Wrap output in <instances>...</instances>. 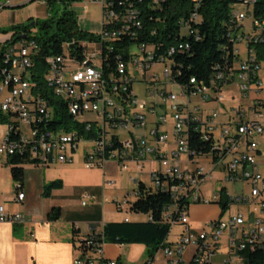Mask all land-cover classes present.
<instances>
[{
  "label": "built area",
  "instance_id": "obj_1",
  "mask_svg": "<svg viewBox=\"0 0 264 264\" xmlns=\"http://www.w3.org/2000/svg\"><path fill=\"white\" fill-rule=\"evenodd\" d=\"M81 1L101 5L102 28L94 32L100 40L82 42L81 56H72L73 43L65 45L64 55L48 58L43 85L35 77L40 50L37 41L23 32L21 39L14 41V32L7 36L0 34V163L10 167L19 150H27V157L38 166L73 163L80 145L86 142L88 146L83 151L86 167H104L111 160L124 171L133 165L136 173L130 176L133 182L149 180L155 189L167 188L174 199L188 196V203L178 208L176 216L168 214L172 226L183 227L182 233L175 241L164 243L143 264H215L214 259L223 247L227 252L220 264H244L241 251L264 247V174L258 161V155L264 152V112L258 109L264 102H255L251 118H245V108L239 107L235 112L240 119L222 124L218 111L202 112L198 105H192L191 98L223 102L227 99V86L235 82L243 98L255 89H264L262 62L249 50L252 44H264V18H255L251 9L256 1L241 0L246 10L241 11L238 6L231 18L236 34L229 36L240 38V43L247 42L246 55L237 47L235 53L239 58L234 68L219 72L210 85L196 86L190 95L178 83L170 86L169 75L175 71L170 69L172 60L167 56L156 58L151 45L131 44L127 48L128 59L118 57L114 67L104 58L105 49L115 50L114 42L138 37L143 23L137 7L132 3L127 7L124 0L75 2ZM163 1L153 0L156 4ZM11 2L0 3V12ZM193 19L199 21V16L195 13ZM247 19L250 25L244 24ZM111 24L116 26L107 30L106 26ZM174 52L172 48L169 54ZM159 65L163 66L162 71L156 70ZM191 82L195 83V79ZM88 113L96 114L97 118L83 119ZM74 120L86 121V128H74ZM148 123L153 124L152 128L138 134L136 129H147ZM195 123L204 125L203 129L196 128L203 131V139L204 132H213L215 147L225 154L217 163L211 155L190 147V125ZM25 126L30 128V134L25 132ZM15 130H23V139L15 138ZM203 159H210L215 167L224 165L225 181H247L248 196L230 197L231 201L257 203L261 215L248 223L238 213L227 220H213L208 225L210 230L195 231L190 207L220 200V191L212 199L203 196L202 185L214 180L213 170ZM22 188L15 185L14 201L25 200ZM125 206L124 203L120 207L124 210ZM124 220H130L129 209ZM26 221L25 215L8 213L0 205V222ZM97 232L94 229L93 235L76 247L74 264H117L106 259V244L98 241ZM225 235L228 239L224 243Z\"/></svg>",
  "mask_w": 264,
  "mask_h": 264
},
{
  "label": "trees",
  "instance_id": "obj_2",
  "mask_svg": "<svg viewBox=\"0 0 264 264\" xmlns=\"http://www.w3.org/2000/svg\"><path fill=\"white\" fill-rule=\"evenodd\" d=\"M76 0H46L53 6L55 3L72 5ZM129 7L133 4L140 11L143 27L138 32V37L114 42L115 50H106L104 43V58L111 66H115L117 58L128 59L127 48L134 43H146L155 50L156 58L167 56L175 69L173 77L190 95L196 86L210 85L211 80L221 72H230L239 56L235 53L237 48L231 42L230 33L236 34L232 29L231 18L233 11L241 4V0H165L156 4L153 0H124ZM256 1L253 5L255 18H264V0ZM120 5V4H119ZM120 7V6H119ZM122 11H126L124 7ZM199 16V21L193 19V15ZM23 24L14 26L12 40L21 39L20 33L27 34L28 38L37 41L39 53L36 56L35 77L41 85L48 72V58L65 54L66 44H75L72 48L73 56H81L83 53L81 44L84 41H99V36L94 32L85 31L79 24V18L73 10L65 9L61 14L51 16L39 21L29 18ZM35 21V25L32 22ZM116 24L107 25L106 29H113ZM33 28L39 31L38 36L31 37ZM175 52L169 54L170 49ZM254 51L257 60L264 62V44H252L249 48ZM195 79V83L191 80ZM64 106V104L62 105ZM204 128L201 123L190 125L189 143L196 152L211 155L214 161L222 159L225 154L215 147L214 141L204 140L203 131L196 128ZM28 164H36L35 160L25 156L13 157L10 161V171L16 186L23 187L24 169ZM62 186L61 181L51 182L45 185L44 196L48 197L51 191ZM136 199L130 201V213L144 215L147 219L140 221H121L107 223L102 230L97 232L99 242L117 245L142 244L147 247V258H153L157 250L168 242L172 225L168 219L169 212L177 215L178 208L187 204L188 196L182 199H174L171 193L154 188L145 181L136 184ZM222 213L230 209L233 204L225 189L220 191L218 202ZM177 207V208H176ZM180 211V210H179ZM61 211L54 208L48 214L50 221L60 218ZM77 237L76 247H81L86 238ZM240 256L244 264H264V249L241 251ZM117 264H123L118 261Z\"/></svg>",
  "mask_w": 264,
  "mask_h": 264
},
{
  "label": "crops",
  "instance_id": "obj_3",
  "mask_svg": "<svg viewBox=\"0 0 264 264\" xmlns=\"http://www.w3.org/2000/svg\"><path fill=\"white\" fill-rule=\"evenodd\" d=\"M16 13V10L11 9L10 19L13 23L16 21ZM84 22V19L79 18L81 28ZM95 25L96 27L90 32L100 31L102 21ZM237 92L235 82L227 86V99L223 102L219 103L214 98L203 101L200 97H192L191 103L198 105L202 112L218 111L219 122L222 124H228L234 119L239 120L240 117L235 112L239 107L245 108V118H251L255 113L252 110L255 102H264V89H255L247 98L240 99L237 98ZM193 99H195L194 103ZM258 110L264 112V104ZM203 161L213 170L214 175V180L204 183L206 188L202 193L205 198L212 199L222 189H225L229 197L248 196L249 192L244 195L228 190L229 183L221 180L224 179V165L215 167L210 159ZM258 161L264 174L263 151L258 155ZM24 173L22 191L26 197L23 202H16L14 200L17 193L10 167L5 162L0 163V199L5 201L0 205H4L8 213H21L27 218L26 222L19 224L0 222V264H74L77 256L76 238L86 237L96 228L100 231L107 223L123 221L130 201L136 199L137 183L130 180L131 175H136L133 165L130 170L124 171L116 161L111 160L106 162L104 167L88 168L83 153L75 156L73 163H55L46 167L28 164ZM215 173L221 179L217 180ZM5 180H7L6 186ZM55 181H61L62 186L53 189L50 196H44L45 185ZM235 182H246L250 188L245 180ZM124 203L126 206L122 210L120 206ZM236 205L238 206L236 214H243L248 223H252L261 215L257 203ZM54 208L60 209L61 216L56 221H50L48 214ZM222 215V208L218 202L194 204L189 210L191 225L195 231L204 229ZM146 219L145 217L141 220ZM130 220L140 221L136 218ZM223 238L225 243L228 235ZM168 241L174 240L169 238ZM126 246L106 244V259L117 263L121 261L123 264H143L148 259L146 256L141 261L142 256L147 255V247L142 244L128 245L131 254L138 253L124 259L123 249ZM223 249L225 252L222 254L219 252L217 256L219 264L227 252L224 247L221 250Z\"/></svg>",
  "mask_w": 264,
  "mask_h": 264
},
{
  "label": "rangeland",
  "instance_id": "obj_4",
  "mask_svg": "<svg viewBox=\"0 0 264 264\" xmlns=\"http://www.w3.org/2000/svg\"><path fill=\"white\" fill-rule=\"evenodd\" d=\"M8 1H12L11 5L12 6H18L17 8H12V7H6L4 8L1 12H0V34L3 36H7L11 33H13V28L14 26L20 25L25 23L29 18L32 19H37L39 21H43L45 19L50 18L51 16H56L58 14H61L65 9L68 10H73L78 18H82L85 20L84 23H82V29L85 31H91V29H93L94 27H96V23L101 22L102 21V8L101 5L95 2H74L72 5H66V4H59V3H55L53 6L48 5L46 2H44V0H0V3L2 4H6ZM46 1V0H45ZM239 10L241 11H245L247 6L245 4H240L239 5ZM253 7L251 6V9ZM11 9L16 10V21L13 23L10 19V12ZM96 22V23H95ZM251 21L250 20H245L244 24L245 25H250ZM40 33L38 31L37 28H33V31L31 32L30 36L34 37V36H38ZM239 48L241 49V54L243 56L246 55L247 51H248V45L247 42H242L239 43ZM263 67H264V62L262 63ZM163 66L159 65L156 70L158 71H162ZM261 78H263L264 80V68L261 70L260 72ZM139 89V88H138ZM237 98H243L242 94H240V92L236 93ZM246 100V99H245ZM195 102V99H193V103ZM97 118V115L94 113H88L85 115V117L83 119L87 120V119H91L94 120ZM84 121V120H82ZM153 124L152 123H148V127L147 129L145 127L143 128H137L136 130L138 134H142L147 132L150 128H152ZM135 129V128H134ZM30 128L28 126H25V132L27 134H30ZM88 146V144L82 143L79 147V151L78 153L75 154V156L81 155L84 151V149ZM173 148H175V146H172ZM216 174V179L219 180L221 178H218L217 173ZM224 180V179H221ZM148 184H150L149 180H145ZM229 191L230 192H236L238 194H244L247 195L250 188L247 185L246 182H229ZM218 183V182H217ZM5 186L7 185V180L4 181ZM206 184V183H205ZM205 184L202 185V192H204V188H206ZM220 184V183H219ZM218 184V185H219ZM210 192V191H209ZM13 194V192H12ZM133 199H135L133 197ZM5 202L4 200L2 201L0 199V203ZM238 210V206L236 204H232L230 206V209L227 210L226 212L223 213L222 215V220H227L230 216L236 214ZM130 218H136V219H144L145 216L144 215H140V214H134V213H130ZM206 229L210 230V227L206 226ZM183 231V227L181 225H174L172 227V231L170 234V240H176V238H178V236H180V234ZM224 237V236H223ZM224 240V238H223ZM124 259H126L127 257L131 258L132 255L137 254L138 252H135L134 254H131L130 252V248L127 245L124 249ZM221 254L225 252V250H220ZM146 254H144L141 258V261H143L146 258ZM214 263L215 264H219V257L214 259ZM132 264H137V263H132Z\"/></svg>",
  "mask_w": 264,
  "mask_h": 264
},
{
  "label": "bare ground",
  "instance_id": "obj_5",
  "mask_svg": "<svg viewBox=\"0 0 264 264\" xmlns=\"http://www.w3.org/2000/svg\"><path fill=\"white\" fill-rule=\"evenodd\" d=\"M253 1V0H252ZM231 42L235 44L236 47H239L240 38L231 37ZM73 56V55H72ZM170 69H173V65L170 63ZM169 84L170 86L177 85L173 74L169 75ZM74 128H86V121L74 120ZM15 138L23 139V130H15ZM213 139V132H204V139ZM19 155L22 157L27 156V150H19ZM167 191V188H158ZM264 249V247H262Z\"/></svg>",
  "mask_w": 264,
  "mask_h": 264
},
{
  "label": "water",
  "instance_id": "obj_6",
  "mask_svg": "<svg viewBox=\"0 0 264 264\" xmlns=\"http://www.w3.org/2000/svg\"><path fill=\"white\" fill-rule=\"evenodd\" d=\"M8 7L17 8L18 6H12V5H11V6H8ZM35 23H36V22L33 21V22H32V25H35ZM23 38H26V35H23ZM73 47H74V45H73Z\"/></svg>",
  "mask_w": 264,
  "mask_h": 264
},
{
  "label": "flooded vegetation",
  "instance_id": "obj_7",
  "mask_svg": "<svg viewBox=\"0 0 264 264\" xmlns=\"http://www.w3.org/2000/svg\"><path fill=\"white\" fill-rule=\"evenodd\" d=\"M26 22H30V21L27 20Z\"/></svg>",
  "mask_w": 264,
  "mask_h": 264
}]
</instances>
